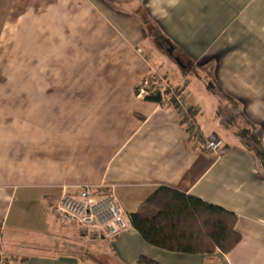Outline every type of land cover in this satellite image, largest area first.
Returning a JSON list of instances; mask_svg holds the SVG:
<instances>
[{"label": "crops", "instance_id": "obj_1", "mask_svg": "<svg viewBox=\"0 0 264 264\" xmlns=\"http://www.w3.org/2000/svg\"><path fill=\"white\" fill-rule=\"evenodd\" d=\"M85 1L103 14L100 22L85 17L86 29L77 25L80 0L15 5L3 21L1 38L23 22L31 31L38 17L39 34L47 35L40 48L54 52V80L83 84L40 93L37 123L25 94H14L23 123L7 121L15 111L0 91V254L7 264H137L142 256L158 264H264V163L255 150L264 151V0ZM149 24L184 67L152 63ZM84 33V53L75 54V35ZM64 58L87 72L62 78ZM155 74L182 87L202 132L222 140L218 153L189 139L175 106L138 93L136 85ZM64 185L72 194L83 185L113 188L129 216L167 186L234 213L241 241L228 253H178L148 243L132 224L113 238L88 239L78 225L59 222Z\"/></svg>", "mask_w": 264, "mask_h": 264}, {"label": "rangeland", "instance_id": "obj_2", "mask_svg": "<svg viewBox=\"0 0 264 264\" xmlns=\"http://www.w3.org/2000/svg\"><path fill=\"white\" fill-rule=\"evenodd\" d=\"M30 1L35 3V0H11L7 4L4 0H0V14H1L0 15V31H2L3 21L6 18V16L12 14V11H9V10L13 9L15 5L22 7L25 5V3L27 4ZM36 1L39 2V0H36ZM48 1L51 2L53 0H48ZM80 1L81 2L79 4V7H80V11L82 12L79 14L77 25L79 24V21H80L81 22L80 25L82 26L81 29L83 28L86 29L87 27H89L88 19H85V17L87 16H93L95 18H98L97 21L100 22V19H101L100 17L101 16L103 17V14H101L102 9L100 8L101 10L98 9V11L97 9H95V11H93L89 8V5L85 0H80ZM102 1L104 2V0ZM102 1L97 2V4L104 5ZM42 3H43V0H42ZM70 18L71 19H69V21L73 23L74 25H76L75 23L76 19L75 18L72 19V15ZM15 20H16V23L20 21L23 22L22 18L21 19L15 18ZM32 20L33 22L31 25V31L25 28L27 22L25 23L23 22L22 24L23 26L21 25L20 27H17V28L16 26L15 27L13 26V28L11 27L13 34L8 35L4 33L2 35V38L0 34V38H1L0 40V91L2 93L6 92L7 95H11L8 101L12 103L13 105L12 109L15 111V113L7 115V121H10V123H13V122L15 123V121L20 122L21 120H23L22 118L23 115L21 116V113L24 111V109H23V106H19V102L21 100L19 97H14V96L16 95L23 96V94H25L27 98H30L31 102H28L30 103V105L29 106L27 105L26 112L31 113L30 115H31L32 121L37 123L40 117L39 115L40 114L39 113L40 112L39 110L40 93L44 94L46 90H52V89H58V88H72V84L74 85L76 84L77 86L78 85L80 86L83 84V82L81 81L71 82L69 80L61 79L60 81L56 82L54 80L53 77L55 76L56 68L55 66H51L48 64V62L54 58V57L51 58L54 52L50 50L48 51L43 50V49L41 50L40 48L42 44L41 38L47 37V35L39 34V30H40L39 18L36 17ZM58 20H59L58 16L55 14L54 18H49V23H54V21H58ZM7 29H8L7 31H9V28ZM148 30H149L148 36L151 40V43L150 41H147L146 51L148 52V51H151L152 49L151 52H153L154 54L152 63L156 64V62L159 59L160 63H162V65H165V67L177 68L180 65H178L177 62L175 61L174 55L178 57L183 62V64L187 63V61H183L181 59L182 58L180 56L181 53L179 54L177 49H175V47L173 50V53H174L173 55H170L167 52V48L169 47V45L168 43H165L164 38L160 35L159 32H157L156 26H154V24L153 25L149 24ZM65 37H66L65 35H62L60 40L63 41ZM75 37H76L75 45L77 46L78 45L77 41H79L80 48H76L74 50V53L76 54L79 52L80 54H82L84 53L83 52L84 50H82V47L84 44L88 42V34L87 33L76 34ZM149 43L153 44V47ZM58 52L59 54H61L62 51L59 50ZM76 61H78V59L74 58V65H70L69 59L64 58V60H62V64H64V66H61L59 75L61 74L63 78V74H66V73L83 74L87 72V66L83 65V67H80L79 65H77ZM152 76L159 77L160 83H163V85L169 86V87L166 86L167 90L170 91L168 93L169 99L171 96H174L176 94L183 95V93L179 92V90L182 88L181 86H177L173 82L169 81L167 78H164L157 74L150 75V77L144 78L140 83L136 85V90L140 92L141 89H144L145 91H147L148 89H153L154 84H152L151 81H149V84L147 85L144 82V80H147L149 78L152 79L153 78ZM185 82H183V84H185ZM6 93L4 95H6ZM48 100L49 102L51 101V99H48ZM16 105L18 109L15 108ZM0 112H3V111L0 110ZM26 115H29V114H26ZM18 117H21V119L19 120ZM0 118L1 119L6 118L4 113L0 114ZM20 123H23V121ZM20 129H21L20 125H17V128L15 130L16 135L23 136L24 134L22 132L23 130H20ZM38 131H39L38 129L37 130L33 129L32 132L33 134H36V133L38 134ZM34 138H38V136L33 135V143L35 145H38V142L34 141ZM18 139L22 143L23 138H18ZM37 148L38 146H33V150L34 149L36 150ZM17 207L18 206H14L13 214L16 212ZM75 225H78V224H75ZM78 226L80 227V225ZM65 227H68V226H65ZM80 229L83 231V228L80 227ZM2 259L7 264L9 258L2 256L0 254V260Z\"/></svg>", "mask_w": 264, "mask_h": 264}, {"label": "trees", "instance_id": "obj_3", "mask_svg": "<svg viewBox=\"0 0 264 264\" xmlns=\"http://www.w3.org/2000/svg\"><path fill=\"white\" fill-rule=\"evenodd\" d=\"M168 93L166 90L165 94ZM145 99L161 104L162 93L150 92ZM174 101L171 96L170 103ZM255 150L264 163V151L256 147ZM129 217L148 243L168 251L228 253L241 241L234 213L167 186L157 187ZM137 264L158 263L142 256Z\"/></svg>", "mask_w": 264, "mask_h": 264}, {"label": "built area", "instance_id": "obj_4", "mask_svg": "<svg viewBox=\"0 0 264 264\" xmlns=\"http://www.w3.org/2000/svg\"><path fill=\"white\" fill-rule=\"evenodd\" d=\"M149 79L144 82L147 85L151 81L154 84L153 89L147 91L141 89L139 93L147 96L150 92L160 91L161 105H173L178 109L189 139L193 140L200 150L218 153L222 147V140L215 133L206 135L202 132L196 120V110L188 105L185 95H174L175 101L171 104L168 94H165L168 85L160 83L159 77ZM55 211L62 226L78 224L88 239L113 238L131 226L130 217L113 188L96 192L92 185H83L77 194H72L64 185ZM0 264L6 262L2 259Z\"/></svg>", "mask_w": 264, "mask_h": 264}, {"label": "water", "instance_id": "obj_5", "mask_svg": "<svg viewBox=\"0 0 264 264\" xmlns=\"http://www.w3.org/2000/svg\"><path fill=\"white\" fill-rule=\"evenodd\" d=\"M164 41H165V43H168V45H169V47L167 48V52H168L170 55H173V54H174V53H173L174 46L171 45V44L169 43L168 40H164ZM174 59H175V61L177 62V64H179L180 66H182V67L185 66V65L183 64V62H182L178 57H176L175 55H174Z\"/></svg>", "mask_w": 264, "mask_h": 264}]
</instances>
